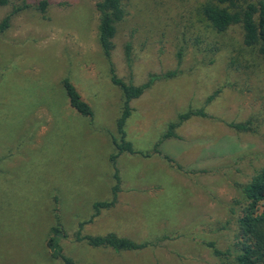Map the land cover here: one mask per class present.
Segmentation results:
<instances>
[{
	"label": "rangeland",
	"instance_id": "1",
	"mask_svg": "<svg viewBox=\"0 0 264 264\" xmlns=\"http://www.w3.org/2000/svg\"><path fill=\"white\" fill-rule=\"evenodd\" d=\"M41 1L0 6V21L22 8L0 35V264H61L47 246L50 228L60 219L72 236L96 201L112 198V137L123 98L110 62L136 85L151 74L177 75L134 99L125 125L136 150L153 152L160 142L162 154L120 155L118 203L83 233L159 242L116 252L71 237L64 252L80 264H219L209 243L234 244L245 201L240 185L264 167L260 46L246 45L239 25L211 27L201 12L211 0H122L126 15L108 59L97 0H47L45 13ZM65 78L93 117L72 107ZM171 122L180 123L176 135L163 139ZM238 122L251 130L229 125Z\"/></svg>",
	"mask_w": 264,
	"mask_h": 264
},
{
	"label": "trees",
	"instance_id": "2",
	"mask_svg": "<svg viewBox=\"0 0 264 264\" xmlns=\"http://www.w3.org/2000/svg\"><path fill=\"white\" fill-rule=\"evenodd\" d=\"M11 0H0V6H5ZM49 2L43 0L38 4V9L45 13ZM15 8L0 21V35L11 26L14 15L21 10ZM96 9L99 12V41L105 56L110 59L115 48L114 38L117 32V23L122 21L126 11L122 0H97ZM201 12L211 27L219 32L227 30L232 25H239L243 31L244 43L248 46H260V52L264 57V0H211L203 4ZM181 55V54H180ZM126 56L129 64L131 63V44L126 45ZM181 58V57H180ZM181 61V59L179 60ZM111 73L112 82L122 91V108L117 119V136L112 137L116 151L110 159L115 167L116 183L112 187V198L109 200L96 201L94 212L88 220L79 223L78 229L71 236L64 228L60 219L50 228L47 246L51 256L59 260L61 264H80L64 252L62 241L71 237L76 241L86 242L94 248H110L116 252L139 251L157 245L159 241H136L132 238L120 236L115 232L103 235H93L83 233L84 225L91 223L105 209H110L118 203V194L121 191L120 171L117 161L120 155L125 152L140 154L146 157L153 152L161 153L158 142L153 152L136 150L133 143L127 139L125 129L126 122L133 112L132 101L145 93L156 81L168 79L177 75V71H168L164 74H151L149 79L136 85L126 82L118 77L112 62ZM65 91L68 95L70 104L79 113L87 117H93L92 106L82 97L76 85L69 79L63 80ZM198 115H206L202 111L196 112ZM193 113L188 112L180 115V123L190 118ZM179 122H171L167 131L163 134V139L174 137L175 129ZM238 131L251 130L249 122H238L229 124ZM169 161H174L170 156L164 155ZM244 194L245 201L238 216V230L235 242L227 249H220L214 242H210L214 254L220 258L219 264H264V167H262L252 178V180L240 185ZM166 239L165 237L161 238Z\"/></svg>",
	"mask_w": 264,
	"mask_h": 264
}]
</instances>
